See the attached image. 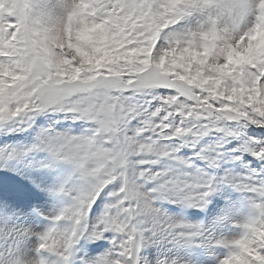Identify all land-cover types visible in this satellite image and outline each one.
<instances>
[{
  "label": "snow or ice",
  "instance_id": "6c2138e0",
  "mask_svg": "<svg viewBox=\"0 0 264 264\" xmlns=\"http://www.w3.org/2000/svg\"><path fill=\"white\" fill-rule=\"evenodd\" d=\"M0 135V264H264V0H0Z\"/></svg>",
  "mask_w": 264,
  "mask_h": 264
},
{
  "label": "rangeland",
  "instance_id": "374dc122",
  "mask_svg": "<svg viewBox=\"0 0 264 264\" xmlns=\"http://www.w3.org/2000/svg\"><path fill=\"white\" fill-rule=\"evenodd\" d=\"M57 127H59V125H57ZM6 138H13V137H5L3 135H0V141H3ZM15 139H31V137L29 136L28 133H17L14 136ZM70 172V169H63V173L66 175Z\"/></svg>",
  "mask_w": 264,
  "mask_h": 264
}]
</instances>
